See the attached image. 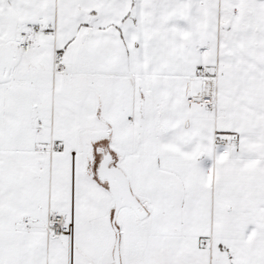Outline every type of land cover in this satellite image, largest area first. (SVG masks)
I'll return each instance as SVG.
<instances>
[{
  "label": "snow or ice",
  "instance_id": "obj_1",
  "mask_svg": "<svg viewBox=\"0 0 264 264\" xmlns=\"http://www.w3.org/2000/svg\"><path fill=\"white\" fill-rule=\"evenodd\" d=\"M0 264H264V0H0Z\"/></svg>",
  "mask_w": 264,
  "mask_h": 264
}]
</instances>
